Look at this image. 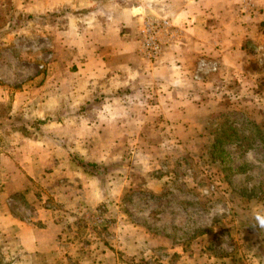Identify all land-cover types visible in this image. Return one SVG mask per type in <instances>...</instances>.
<instances>
[{
	"label": "rangeland",
	"instance_id": "obj_1",
	"mask_svg": "<svg viewBox=\"0 0 264 264\" xmlns=\"http://www.w3.org/2000/svg\"><path fill=\"white\" fill-rule=\"evenodd\" d=\"M207 2L151 61L153 0H0V264H264V0ZM126 4L90 98V8Z\"/></svg>",
	"mask_w": 264,
	"mask_h": 264
},
{
	"label": "crops",
	"instance_id": "obj_2",
	"mask_svg": "<svg viewBox=\"0 0 264 264\" xmlns=\"http://www.w3.org/2000/svg\"><path fill=\"white\" fill-rule=\"evenodd\" d=\"M153 1L156 3L153 6L156 7L154 8V11L152 8L150 13H155V15L164 18L167 16H173V18H171L172 21L169 22L174 26L176 24L177 27H175L178 28L179 32L183 31L187 42L189 39H194L191 38V34L195 35L198 30L203 28V22L201 21H204V18H206L205 14H207L206 12L208 10L207 0ZM112 6L113 5H108L104 10L101 8V5L92 6V8H90V93L99 90V87L96 84V81L98 82V80H95L99 75L94 68L97 67V63L104 60V56L108 61L107 66H109L106 70L109 71L108 75L105 77L113 78V81H115V78L124 75L127 65L126 63L128 62L127 59L130 57V48L132 46L133 37L131 31H134L135 33L136 30H134V28H136L138 24L140 25L142 19L137 17L127 4L124 6L126 8L117 11L111 10H115L116 8H113ZM105 9L109 10L105 11ZM183 41L184 39L181 43ZM186 41H184V43ZM98 47L100 48V51L95 50V48ZM105 50L108 52L106 53ZM121 84L123 85L122 82L116 85L119 86ZM103 87H105L104 90H113L109 80L108 84H103ZM117 88L119 87H116V89ZM93 95L94 94H92L90 98ZM51 249L59 252L61 250L60 246L55 247L54 245Z\"/></svg>",
	"mask_w": 264,
	"mask_h": 264
},
{
	"label": "built area",
	"instance_id": "obj_3",
	"mask_svg": "<svg viewBox=\"0 0 264 264\" xmlns=\"http://www.w3.org/2000/svg\"><path fill=\"white\" fill-rule=\"evenodd\" d=\"M170 22L167 20L157 21L148 19L141 29V53L149 60L154 61L163 54V45L167 44L165 40L173 36L169 32Z\"/></svg>",
	"mask_w": 264,
	"mask_h": 264
},
{
	"label": "clouds",
	"instance_id": "obj_4",
	"mask_svg": "<svg viewBox=\"0 0 264 264\" xmlns=\"http://www.w3.org/2000/svg\"><path fill=\"white\" fill-rule=\"evenodd\" d=\"M254 223L251 225L253 228H258L260 231H264V212L257 211L253 214Z\"/></svg>",
	"mask_w": 264,
	"mask_h": 264
},
{
	"label": "trees",
	"instance_id": "obj_5",
	"mask_svg": "<svg viewBox=\"0 0 264 264\" xmlns=\"http://www.w3.org/2000/svg\"><path fill=\"white\" fill-rule=\"evenodd\" d=\"M84 169H86L87 171H93V172H95V171H99L100 170V168H99V165L98 164H96V163H90V164H82L81 165Z\"/></svg>",
	"mask_w": 264,
	"mask_h": 264
}]
</instances>
